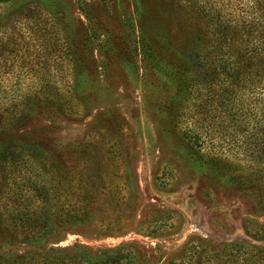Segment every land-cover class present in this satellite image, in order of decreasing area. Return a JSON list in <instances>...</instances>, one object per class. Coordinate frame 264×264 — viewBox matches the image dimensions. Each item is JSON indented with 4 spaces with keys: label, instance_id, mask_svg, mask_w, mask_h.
Here are the masks:
<instances>
[{
    "label": "rangeland",
    "instance_id": "obj_1",
    "mask_svg": "<svg viewBox=\"0 0 264 264\" xmlns=\"http://www.w3.org/2000/svg\"><path fill=\"white\" fill-rule=\"evenodd\" d=\"M21 4L46 29L39 54L7 67L8 89L43 77L18 133L37 145L28 159L60 186L59 206L90 220L59 245L129 242L136 264H264V134L243 135L246 114L224 131L200 101L188 58L210 36L201 12L186 0H0V35ZM6 193L0 168L8 205ZM7 213L5 248L21 251Z\"/></svg>",
    "mask_w": 264,
    "mask_h": 264
},
{
    "label": "trees",
    "instance_id": "obj_2",
    "mask_svg": "<svg viewBox=\"0 0 264 264\" xmlns=\"http://www.w3.org/2000/svg\"><path fill=\"white\" fill-rule=\"evenodd\" d=\"M186 1L201 12L210 34L204 49L188 58L189 68L200 76V101L208 106L206 112L218 110L224 131L240 126L246 114L243 135L255 140L264 134V0H230V8L223 0ZM57 6L60 13L67 7L61 1ZM23 7L25 4L7 14L0 35V168L8 198V205L0 203V211L8 212V227L24 247L8 250L5 247L13 244L12 234L7 240L0 234V264H136L142 258L129 242L92 247L74 240L59 245L67 233L88 231L90 220L85 210L59 206L60 186L52 177L42 176L28 159V152L34 153L37 145L18 133L30 109L28 102L38 95L43 77L25 72L27 85L8 89L7 67L20 63L28 53L33 57L39 54L40 30L44 32L46 26L37 27ZM21 80L15 77L17 84ZM192 138L199 139L196 134ZM48 205H53L50 213L36 209H50Z\"/></svg>",
    "mask_w": 264,
    "mask_h": 264
}]
</instances>
